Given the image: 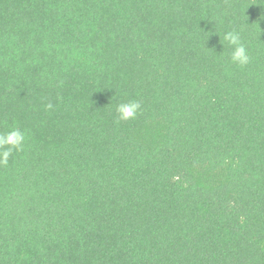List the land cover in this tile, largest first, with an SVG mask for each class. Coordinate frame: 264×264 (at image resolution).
<instances>
[{
  "label": "trees",
  "instance_id": "trees-1",
  "mask_svg": "<svg viewBox=\"0 0 264 264\" xmlns=\"http://www.w3.org/2000/svg\"><path fill=\"white\" fill-rule=\"evenodd\" d=\"M15 128L0 264H264V0H0Z\"/></svg>",
  "mask_w": 264,
  "mask_h": 264
},
{
  "label": "clouds",
  "instance_id": "clouds-1",
  "mask_svg": "<svg viewBox=\"0 0 264 264\" xmlns=\"http://www.w3.org/2000/svg\"><path fill=\"white\" fill-rule=\"evenodd\" d=\"M224 40L232 46L231 62L244 67L249 64L250 56L244 44L241 41L239 32L228 31L224 34ZM51 108L52 105L47 106ZM141 110V103L138 100H132L127 103H120L116 108L118 121H129L135 119ZM25 141V134L18 128L4 134H0V165L6 166L13 150L22 151Z\"/></svg>",
  "mask_w": 264,
  "mask_h": 264
}]
</instances>
